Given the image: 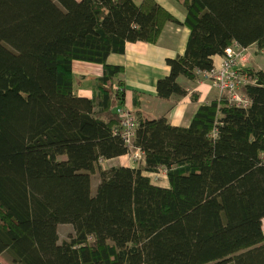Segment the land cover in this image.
<instances>
[{
    "label": "trees",
    "instance_id": "1",
    "mask_svg": "<svg viewBox=\"0 0 264 264\" xmlns=\"http://www.w3.org/2000/svg\"><path fill=\"white\" fill-rule=\"evenodd\" d=\"M173 1L189 35L157 99L186 96L179 79L197 80L229 47L264 53V0ZM176 20L155 0H0L5 264H264V72L238 68L255 80L247 109L218 93L181 127L144 111L141 93L128 102L125 70L107 64ZM77 62L102 73L88 84ZM130 155L131 167L102 164ZM161 173L165 187L146 176Z\"/></svg>",
    "mask_w": 264,
    "mask_h": 264
},
{
    "label": "crops",
    "instance_id": "2",
    "mask_svg": "<svg viewBox=\"0 0 264 264\" xmlns=\"http://www.w3.org/2000/svg\"><path fill=\"white\" fill-rule=\"evenodd\" d=\"M155 2L170 12L180 25L167 24L156 45L146 43L126 44L124 54H111L107 58V64L119 66L125 70L124 78L128 84V102L131 99L132 92L141 93L146 101L148 113H152L157 117H166L172 126L186 127L198 108L217 99L218 94L216 98H210L212 89L215 90L211 83L212 79H207L200 75L195 81H190L186 78L181 80V84L187 90V95L182 98L166 100L169 103L167 110L161 109L157 104L153 105L152 98H156L155 84L159 78L165 77L169 73L166 60L177 54L183 55L189 35V30L182 26L185 14L181 6L173 0H155ZM235 50H239L238 47ZM239 53L242 57V67H249L264 72V53H256L253 46H249L246 51L241 50ZM221 60L222 57L214 58L215 67L220 64ZM73 72L76 75H83V77L89 78L86 74L100 75L102 68L99 65L77 62L73 65ZM85 96L90 98V92H85ZM127 159V157H120L110 161H103L102 164L117 166L116 163L118 162L122 163L118 165L128 166L123 164ZM131 166L132 164H129L128 167ZM151 175L162 180L163 185L161 186H166L165 183L167 184V181L163 173Z\"/></svg>",
    "mask_w": 264,
    "mask_h": 264
},
{
    "label": "built area",
    "instance_id": "3",
    "mask_svg": "<svg viewBox=\"0 0 264 264\" xmlns=\"http://www.w3.org/2000/svg\"><path fill=\"white\" fill-rule=\"evenodd\" d=\"M239 52L227 48L220 64L210 71L203 72L202 76L212 79V83L218 93L226 99L229 105L247 109L251 100L245 95L244 89L247 85L255 84V80L250 75L238 70V68L242 67V57ZM132 129L133 120L131 118L127 120L122 118L120 133L125 138V141H129ZM136 159L138 158L135 155L133 160Z\"/></svg>",
    "mask_w": 264,
    "mask_h": 264
},
{
    "label": "rangeland",
    "instance_id": "4",
    "mask_svg": "<svg viewBox=\"0 0 264 264\" xmlns=\"http://www.w3.org/2000/svg\"><path fill=\"white\" fill-rule=\"evenodd\" d=\"M258 59H259V57H258ZM75 70V69H74ZM86 75H88V76H93V75H91V74H86ZM80 76H82L83 77V75H80ZM75 77H77V76H75ZM77 79H79V77H77ZM181 79H182V77H181ZM184 79V78H183ZM83 81H85V82H87L88 84H89V81H90V79L89 78H86V79H84ZM181 82V80L179 79V83ZM211 82V81H210ZM212 83V82H211ZM213 84V83H212ZM214 86V85H213ZM214 88H215V86H214ZM215 90L217 91V89L215 88ZM214 89H212V93H211V96H210V98H216L217 97V94H218V91L216 92ZM152 103H153V105H159L160 106V108L161 109H164V110H167L168 108H169V103L167 102V101H162V100H159V99H157V98H152ZM147 104H146V101L144 102V104H143V106H142V108H143V110L144 111H146V112H148V109H147ZM155 110V109H154ZM128 159H129V156L127 157ZM125 160V162H123V164L124 165H128L129 166V164H131L130 163V161L129 160ZM118 164H122V163H116V165L117 166H122V165H118ZM95 174V173H94ZM146 176L147 177H149L150 178V180H151V183L152 184H155V183H159V184H156L157 186H161V185H163V182H162V180L159 178V179H157V178H155L154 176H152V175H148V174H146ZM96 179V178H95ZM95 179H93L91 176H89V175H86V176H84L83 177V181H84V184H85V188H86V192H88V193H90L91 191H92V189L94 188V186H95V184H96V181H95ZM165 185L167 186L168 184H166L165 183ZM60 228H58V225L57 224H52V231L54 232L53 234L55 235V234H57V231L59 232V234L63 231V229L62 228H64L63 226H59ZM62 237V236H61ZM0 261H1V263H3V264H5V261L0 257Z\"/></svg>",
    "mask_w": 264,
    "mask_h": 264
},
{
    "label": "water",
    "instance_id": "5",
    "mask_svg": "<svg viewBox=\"0 0 264 264\" xmlns=\"http://www.w3.org/2000/svg\"><path fill=\"white\" fill-rule=\"evenodd\" d=\"M229 48L233 50V48H232V47H229ZM234 50H235V49H234ZM242 50H245V51H246V48H242ZM149 175H151V174H149Z\"/></svg>",
    "mask_w": 264,
    "mask_h": 264
},
{
    "label": "clouds",
    "instance_id": "6",
    "mask_svg": "<svg viewBox=\"0 0 264 264\" xmlns=\"http://www.w3.org/2000/svg\"><path fill=\"white\" fill-rule=\"evenodd\" d=\"M238 49H239V50H237V51H241V50H242V48H239V47H238ZM243 51H245V50H243Z\"/></svg>",
    "mask_w": 264,
    "mask_h": 264
}]
</instances>
